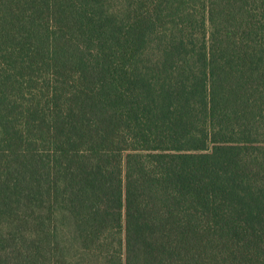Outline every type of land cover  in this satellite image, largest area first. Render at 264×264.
Segmentation results:
<instances>
[{"label": "trees", "instance_id": "obj_1", "mask_svg": "<svg viewBox=\"0 0 264 264\" xmlns=\"http://www.w3.org/2000/svg\"><path fill=\"white\" fill-rule=\"evenodd\" d=\"M0 264H264V0H0Z\"/></svg>", "mask_w": 264, "mask_h": 264}]
</instances>
